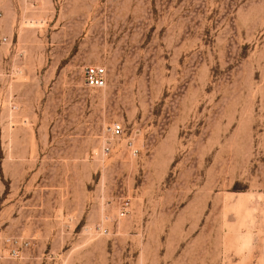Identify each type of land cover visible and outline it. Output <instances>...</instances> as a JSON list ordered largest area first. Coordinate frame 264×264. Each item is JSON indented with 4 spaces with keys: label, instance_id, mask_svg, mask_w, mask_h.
Instances as JSON below:
<instances>
[{
    "label": "rangeland",
    "instance_id": "obj_1",
    "mask_svg": "<svg viewBox=\"0 0 264 264\" xmlns=\"http://www.w3.org/2000/svg\"><path fill=\"white\" fill-rule=\"evenodd\" d=\"M2 37L0 264H264V0H0Z\"/></svg>",
    "mask_w": 264,
    "mask_h": 264
},
{
    "label": "built area",
    "instance_id": "obj_2",
    "mask_svg": "<svg viewBox=\"0 0 264 264\" xmlns=\"http://www.w3.org/2000/svg\"><path fill=\"white\" fill-rule=\"evenodd\" d=\"M7 42L6 37L0 38V43L4 44ZM85 82L86 84L95 89L104 88L106 85V70L103 67L92 66L88 67L85 71ZM113 133L115 136H119L123 133V128L120 124L113 127Z\"/></svg>",
    "mask_w": 264,
    "mask_h": 264
}]
</instances>
